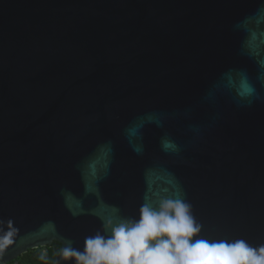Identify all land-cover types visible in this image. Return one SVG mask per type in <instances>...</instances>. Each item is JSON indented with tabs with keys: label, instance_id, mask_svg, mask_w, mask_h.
<instances>
[{
	"label": "water",
	"instance_id": "95a60500",
	"mask_svg": "<svg viewBox=\"0 0 264 264\" xmlns=\"http://www.w3.org/2000/svg\"><path fill=\"white\" fill-rule=\"evenodd\" d=\"M156 224L264 255V0H0V264H148Z\"/></svg>",
	"mask_w": 264,
	"mask_h": 264
},
{
	"label": "clouds",
	"instance_id": "9594fccd",
	"mask_svg": "<svg viewBox=\"0 0 264 264\" xmlns=\"http://www.w3.org/2000/svg\"><path fill=\"white\" fill-rule=\"evenodd\" d=\"M188 235L191 234V230L188 231ZM119 235H122V232ZM114 241L108 242V247L105 249L100 248V241L97 240L95 243V247L97 251L101 253H107L111 251L113 254L115 253V249L112 248ZM187 244L186 241H183L181 246H185ZM208 245L203 242H196L191 250H200L202 248H207ZM213 255L215 259L212 261V264H264V255L259 257L253 255L252 251L246 249L245 244L243 242H236L234 245L230 247H225L223 244L213 245L212 246ZM264 251V250H262ZM103 255L98 256L96 259H92L88 261V264H100V260L104 259ZM148 264H173V261L161 259L155 261H149ZM185 264H191L190 261H186Z\"/></svg>",
	"mask_w": 264,
	"mask_h": 264
},
{
	"label": "trees",
	"instance_id": "16d2710c",
	"mask_svg": "<svg viewBox=\"0 0 264 264\" xmlns=\"http://www.w3.org/2000/svg\"><path fill=\"white\" fill-rule=\"evenodd\" d=\"M167 226L156 224L152 228L151 247L155 260H171L173 264H177L174 257V246H172L166 238L165 232ZM62 246L54 242L46 248L31 250L15 261L16 264H55L56 258L61 254Z\"/></svg>",
	"mask_w": 264,
	"mask_h": 264
},
{
	"label": "snow or ice",
	"instance_id": "6c2138e0",
	"mask_svg": "<svg viewBox=\"0 0 264 264\" xmlns=\"http://www.w3.org/2000/svg\"><path fill=\"white\" fill-rule=\"evenodd\" d=\"M143 232H144V229L141 228V229H138L136 233H133V235H136L137 233H143ZM139 246L140 247L143 246V240H142V238H141V242H140V245ZM126 256H127V251H125V264H127Z\"/></svg>",
	"mask_w": 264,
	"mask_h": 264
},
{
	"label": "built area",
	"instance_id": "2783aa9c",
	"mask_svg": "<svg viewBox=\"0 0 264 264\" xmlns=\"http://www.w3.org/2000/svg\"><path fill=\"white\" fill-rule=\"evenodd\" d=\"M9 264H16L15 262H11V263H9Z\"/></svg>",
	"mask_w": 264,
	"mask_h": 264
}]
</instances>
